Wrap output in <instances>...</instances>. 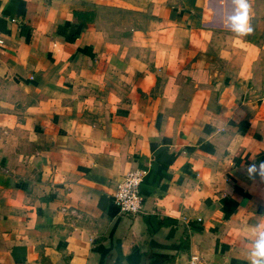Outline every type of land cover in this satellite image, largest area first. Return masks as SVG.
Masks as SVG:
<instances>
[{
  "label": "crops",
  "instance_id": "obj_1",
  "mask_svg": "<svg viewBox=\"0 0 264 264\" xmlns=\"http://www.w3.org/2000/svg\"><path fill=\"white\" fill-rule=\"evenodd\" d=\"M250 3L237 38L231 0H0V264H249L264 228ZM129 169L126 216L111 196Z\"/></svg>",
  "mask_w": 264,
  "mask_h": 264
},
{
  "label": "clouds",
  "instance_id": "obj_2",
  "mask_svg": "<svg viewBox=\"0 0 264 264\" xmlns=\"http://www.w3.org/2000/svg\"><path fill=\"white\" fill-rule=\"evenodd\" d=\"M232 10L224 20V27L232 32L235 37L241 38L251 35L253 27L251 24L250 0H231ZM249 176L259 175L264 179V163L259 165L253 163L247 168ZM253 232L255 238L251 242L248 252L249 264H264V228L257 225Z\"/></svg>",
  "mask_w": 264,
  "mask_h": 264
},
{
  "label": "built area",
  "instance_id": "obj_3",
  "mask_svg": "<svg viewBox=\"0 0 264 264\" xmlns=\"http://www.w3.org/2000/svg\"><path fill=\"white\" fill-rule=\"evenodd\" d=\"M141 181L142 172L137 169H129L123 175V179L116 183L111 197L119 214L131 216L140 211L141 196L139 194V185Z\"/></svg>",
  "mask_w": 264,
  "mask_h": 264
},
{
  "label": "trees",
  "instance_id": "obj_4",
  "mask_svg": "<svg viewBox=\"0 0 264 264\" xmlns=\"http://www.w3.org/2000/svg\"><path fill=\"white\" fill-rule=\"evenodd\" d=\"M73 14H75L76 16L78 15V14H76V12H73Z\"/></svg>",
  "mask_w": 264,
  "mask_h": 264
}]
</instances>
